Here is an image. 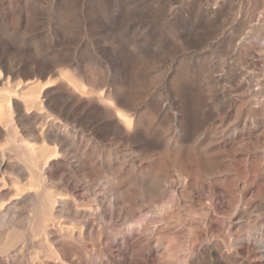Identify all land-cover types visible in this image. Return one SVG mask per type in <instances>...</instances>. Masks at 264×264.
Listing matches in <instances>:
<instances>
[{"label":"rangeland","instance_id":"rangeland-1","mask_svg":"<svg viewBox=\"0 0 264 264\" xmlns=\"http://www.w3.org/2000/svg\"><path fill=\"white\" fill-rule=\"evenodd\" d=\"M0 264H264V0H0Z\"/></svg>","mask_w":264,"mask_h":264},{"label":"bare ground","instance_id":"bare-ground-1","mask_svg":"<svg viewBox=\"0 0 264 264\" xmlns=\"http://www.w3.org/2000/svg\"><path fill=\"white\" fill-rule=\"evenodd\" d=\"M26 144V143H25ZM26 145H28V144H26Z\"/></svg>","mask_w":264,"mask_h":264}]
</instances>
